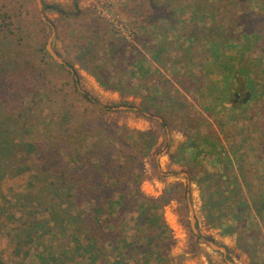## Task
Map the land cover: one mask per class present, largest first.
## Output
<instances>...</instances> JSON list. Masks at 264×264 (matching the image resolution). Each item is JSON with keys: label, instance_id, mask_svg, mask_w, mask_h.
<instances>
[{"label": "rangeland", "instance_id": "1", "mask_svg": "<svg viewBox=\"0 0 264 264\" xmlns=\"http://www.w3.org/2000/svg\"><path fill=\"white\" fill-rule=\"evenodd\" d=\"M73 1L0 0L22 18L20 28L6 30L7 36L0 32V48L8 41L16 57L15 62L2 59L0 68L11 79L8 86L22 82L20 71L23 81L32 82L25 95L0 83V103L9 105L26 124L19 129L15 118L13 138L29 141L44 136L37 154L14 151L0 188L1 208L18 217L26 212L29 222L37 219L32 214L39 208L36 229L51 231L43 246L31 241L30 251L50 247L60 253L68 248L63 245L67 239L55 233L60 226L53 228L50 216L40 212L54 205L61 207L58 213L64 220L79 221L80 212L90 222L102 218L99 212L113 216L99 229L101 238L107 234L106 264L119 259L124 264H160L156 254L149 258L148 252L137 248H147V239L155 236L152 232L137 239L153 215L165 227L158 239L166 254L164 264H175L173 258L180 255L182 264H264V217L258 218L254 211L241 215L246 234L252 233V224L258 231L255 249L248 254L238 246L237 233L222 235L213 226L216 214L207 217L203 207L209 200L207 187L221 178L226 189L240 190L248 200L264 192V0H78V13ZM51 3L60 4L67 16L41 13L43 4ZM5 24L1 19L0 26ZM47 45L63 63L55 60ZM64 63L78 74V90L101 107L87 108L88 102L76 92L58 107L61 87H67ZM150 65L154 69L147 76L144 70ZM154 86L163 99L165 87L171 86L173 102H153L158 97ZM246 92L249 97L243 102ZM236 94L241 95L237 103ZM160 113L168 119L165 129L159 125ZM98 126L112 134L95 133ZM131 131L149 133L137 134L139 144L149 143L152 135L156 141L147 151L146 146L134 145L136 134ZM61 140L65 149L82 147L90 162L100 161V168L91 167L88 175L91 194L83 187L86 181L76 157H68ZM220 159L226 160L225 166ZM131 163L142 169L141 174L132 171ZM25 165L32 170L22 179L18 174ZM50 166L56 169L53 175L46 169ZM51 176L61 197L48 184ZM100 179L106 188L95 197ZM215 185L216 190L224 188ZM77 192L84 196L82 201ZM138 205L147 209L142 217ZM225 220L238 223L230 215ZM19 222L3 226L0 221V264H21L12 253L16 237H9L20 230ZM69 244L71 256H86L74 252L72 241ZM80 264L100 262L83 259Z\"/></svg>", "mask_w": 264, "mask_h": 264}, {"label": "trees", "instance_id": "2", "mask_svg": "<svg viewBox=\"0 0 264 264\" xmlns=\"http://www.w3.org/2000/svg\"><path fill=\"white\" fill-rule=\"evenodd\" d=\"M73 7L75 10V13H78L79 11V7H78V0H74L73 1ZM47 11H51L53 13H56L57 15H59V17H64L67 16L68 12L64 10V8L57 3H51V4H43V7L41 9V13L47 12ZM3 19L4 21H6L5 25H1L0 26V32H4L3 34L5 36L8 35L7 31H11L13 32V28L15 26V28H20L21 27V13L12 8V6L10 4H6V3H1L0 5V20ZM40 22H43L42 20H40ZM7 30V31H6ZM1 48H0V61L2 59H6L7 62H15L16 61V57H15V53L13 51V48L11 47L10 43L8 41L2 42L1 44ZM48 57L50 58V60L54 61V59L47 54ZM168 59V57H167ZM155 61L158 62V60L155 58ZM59 65V64H58ZM62 66V65H60ZM64 69L66 70L67 73V78L65 79V83L67 84V87H61V89L63 90V97H60L62 101L58 102V107H60L63 102L67 99L68 95H73L74 92L78 93L79 96L81 97V99H83L84 101L88 102V105H85L87 108H90V105L92 106V109L95 110L96 108L101 107L97 100L95 98H92L87 92H80L78 90V88L76 87V84L78 82V74L76 73V71L73 68V71H71L68 67L67 64H63ZM62 66V67H63ZM66 67V68H65ZM154 68H152V66H147L145 68V75L149 76L150 73L153 71ZM157 70V69H155ZM4 69L0 68V83L3 84L4 86H7V88H12V90L20 95H25L26 92L28 90V88L31 86L32 82L28 79H25L23 81V74L24 72L20 71V75L22 77V82L18 83L15 85L13 84L8 86V82L11 81V79L9 77H7L6 75H4ZM16 73V71H13L12 76ZM10 76V77H12ZM232 78L229 77L228 78V82L229 80ZM46 81H48L45 78ZM5 87V89H7ZM11 90V89H10ZM57 91L58 88H56ZM154 90L156 92V94L158 95V97L153 98V102L157 103L161 105L164 104L166 101L167 102H173L172 99V93H173V88L171 86H166L165 87V91L163 93L164 95V99L162 97V95L160 96L161 92L158 89L157 86H154ZM228 91H226L227 93ZM18 101H20V99H18ZM154 103V104H155ZM91 109V108H90ZM150 111V110H149ZM94 114V111H92ZM21 113V112H19ZM13 114L15 115L13 118ZM20 114H16L15 111L13 109L10 108L9 105H5L0 103V188L4 182V176H3V172L5 171V167L7 165V163L12 161V155L14 153V151H20L22 153L23 156H27L30 153H39L40 152V144L42 145V141L43 140V135L38 136L37 140H27L25 137H20V136H16L15 138H13V136L11 135V132H16L17 131V122L16 119H18V127L19 129L21 128H25L26 124L24 122L20 121ZM159 116H161L162 121L159 122V125L165 129L166 126L168 125V119H166L165 114L164 113H160ZM15 119V120H14ZM93 121H97V118H93ZM100 129H97L96 131H94L95 133L100 130L104 133V135H110L112 134V130L109 128H102L101 126H98ZM92 128L89 127V130H91ZM111 130V131H110ZM132 133L136 134V137L133 139L134 140V145L135 146H146L147 151L151 148V146L153 145V143L156 141V137L152 135V140L147 143V144H139L140 141V137L139 136H145L148 135L149 133L147 132H139V131H131ZM139 136H138V135ZM23 136V134H22ZM99 140H101V137L99 136ZM61 143V147L63 149H65V142L64 140L60 141ZM133 145V147H134ZM65 149L67 152L68 157H76V163H77V167L78 169H81L83 171L81 178L82 180L86 181L83 185V187L86 189V192L91 194V191L93 189L92 187V182H91V177L88 178V175H90V172L92 171L90 168L91 167H98L100 168V161L99 163L96 162H90L91 159L90 157H88V155L86 154V152H83V148H78V149H74L70 146L66 145ZM193 149H195L192 146ZM56 150L55 148H51V151ZM136 151V148H135ZM138 153V150L137 152ZM228 159V157L226 158ZM214 162H218V160L214 159ZM223 162L224 164L222 165H226V160H219V163ZM135 163V162H134ZM133 164V163H131ZM49 172L50 175H53L54 171H56L55 167L50 166L49 168H46ZM138 170L139 174H141V168L140 167H135L133 164V170L132 171ZM32 170V166L29 165H25L21 168V170H19V176H22V179H26L27 178V172H31ZM58 170H62V168H59ZM85 170V171H84ZM25 171L26 173L22 172ZM86 172V174H85ZM98 173L100 172L97 171ZM37 173H39L38 175L41 174L40 169L37 170ZM131 173V171H130ZM2 174V175H1ZM136 175V177H139L140 175ZM84 175V177H83ZM133 176V175H132ZM53 176H51V179L49 180L48 184L53 188V190L55 191L57 196H60L62 194H60L59 192V186L56 184L55 182V178H52ZM40 185L42 186V184L44 185L43 182H40ZM75 182H77V180H75ZM101 182V179H100ZM215 184H220L222 187L225 188L224 183H223V178L221 179H217V182L214 183V185H210L207 187L208 191H209V200H208V204L204 205V209L207 210L206 215L207 217H210V215H212L213 213H215V220L216 222L214 223L213 226L218 227L222 230V235H229V234H235L237 233L238 235V241H240L238 243V246L243 249L244 251H246L248 254H251L254 249H255V240H256V236L258 234V231L253 229V224L250 225L249 229H251L252 233L251 234H246V224L245 221L243 220V218L241 217V215L243 214H250L252 211L255 212V214L257 215L258 218H263L264 216H262L264 214V192L259 193L257 196L251 197V200H248L243 193L240 192V190H232V189H224L221 188L220 190H216L215 188ZM105 184H103L102 182L99 184V186H97L98 188H96L97 190L94 191L93 195L98 196L99 195V191L102 192L104 190V188H106L104 186ZM95 186V185H94ZM218 188V186H216ZM68 189H71L68 187ZM68 189H65V191L67 192ZM28 195V193L26 194V196ZM75 196L77 198L80 199V201H82L81 199H83V195L80 193H76ZM76 199V198H74ZM124 199V198H123ZM218 199V204L215 202V200ZM122 201V200H121ZM25 209L27 207H29V205H25L23 206ZM212 208H214V210L212 211ZM8 208H1L0 207V221L2 222L1 224L3 226H7V225H13L17 222H19L20 225V230L18 232L15 231V233L11 236V234H9V237H16V240L14 242V248L12 250V253L17 256L20 260H21V264H67V260H71V261H75V264H80L83 259L87 260V261H91V262H96L99 261L100 264H106L107 262L105 261V255L108 254V250L106 247V241L107 239V234H104V236L101 238L100 236V232L99 229L104 226L107 223H110L113 221V216L111 217V215H107L106 213H102L99 212L98 214L102 215V218H100V216H96L94 219H92V221L96 224H93L92 227V223L88 220L89 216H83L84 213L80 212L81 214H78L77 218L79 221H77L74 218H68L66 220H64V218L62 216L59 215V211L61 210L60 206H54L51 205V207L49 208H44L43 210H41V213L46 212L47 215L50 216V218L52 219V221H54V226L53 228H55L56 224L60 226V228L55 230L56 234H61V236L63 237V239H67V242L63 245H65L66 247L69 248V243L70 241H72V243L75 244L74 246V252H82L84 255L86 256H78V258L76 256H71L67 249L60 251V253H54L53 251H51L50 247H45L43 249H41L40 251H38L37 253H33V251H30L29 249V243L32 242H37L38 245L43 246L44 244V238L46 237V235L48 233H51V231H47V233L44 232H39L36 229V225L39 224V222L37 221V219L39 218V208H34L33 209V216L35 218H37L35 221L29 222L31 218L26 217V212L23 213L21 212L20 216H16L14 214V212L12 211H8ZM97 209V208H95ZM137 211L139 213V216L142 217L143 215L146 214L147 209L143 206L138 205L137 206ZM119 216L121 215V212L119 211L118 213ZM229 215L231 217H233V219L237 220V224H231L228 223L225 220V217H229ZM224 216V217H223ZM59 218V219H58ZM208 219V218H207ZM212 219V218H211ZM209 219V220H211ZM218 221V222H217ZM115 224H121L122 221L119 222H114ZM254 223V222H253ZM147 228L145 231H143L142 233H138L137 234V239L141 238L142 236L148 237V235L152 232L155 233V236L150 237L147 239V248H145L144 246H138L137 248L140 251H145L148 252V257L150 258L152 254H156L159 258L160 264H164V261L166 259V254H165V250L160 246V242L158 239L161 238V230L165 229L164 225L160 222H158L156 215H153L149 218L148 223H147ZM137 227L141 226V223H137L136 225ZM62 227H65V229L63 230ZM66 227H68V234L66 233ZM70 234L72 235V237H70ZM132 244L128 245L127 250H130L129 248H131ZM95 251H97L98 253H96ZM131 254V253H130ZM96 255V256H95ZM132 255V254H131ZM64 256H66V258H64ZM133 259L134 256L132 255ZM173 261L175 262V264H182L183 262V256H176L173 258ZM182 262V263H181ZM144 263V262H143ZM115 264H124L123 263V259H119L118 261L115 262Z\"/></svg>", "mask_w": 264, "mask_h": 264}, {"label": "water", "instance_id": "3", "mask_svg": "<svg viewBox=\"0 0 264 264\" xmlns=\"http://www.w3.org/2000/svg\"><path fill=\"white\" fill-rule=\"evenodd\" d=\"M38 2H39V0H37ZM40 6H41V4H40ZM47 48L49 49V46L47 45ZM50 50V49H49ZM50 54L55 58V60H57L59 63H63L59 58H58V56L54 53V52H52L51 50H50ZM248 97H249V93L247 92L246 94H245V96L242 98V101L243 102H245L247 99H248Z\"/></svg>", "mask_w": 264, "mask_h": 264}, {"label": "flooded vegetation", "instance_id": "4", "mask_svg": "<svg viewBox=\"0 0 264 264\" xmlns=\"http://www.w3.org/2000/svg\"><path fill=\"white\" fill-rule=\"evenodd\" d=\"M247 93V92H246ZM241 97V95H239V94H236V95H234V102H238L239 101V98ZM243 98V97H242ZM242 100V99H241Z\"/></svg>", "mask_w": 264, "mask_h": 264}]
</instances>
